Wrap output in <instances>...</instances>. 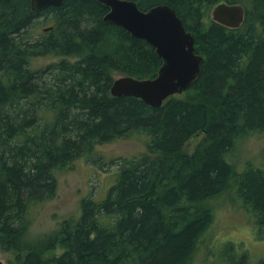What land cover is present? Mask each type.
Returning a JSON list of instances; mask_svg holds the SVG:
<instances>
[{
    "label": "trees",
    "instance_id": "16d2710c",
    "mask_svg": "<svg viewBox=\"0 0 264 264\" xmlns=\"http://www.w3.org/2000/svg\"><path fill=\"white\" fill-rule=\"evenodd\" d=\"M134 1L171 5L194 32L205 59L191 96L153 106L112 95L116 74L154 78L163 59L106 21L101 1L33 10L31 0H0V250L16 254L10 264H194L212 202L229 188L264 237V167L237 173L228 160L240 135L264 133V0ZM224 1L244 5L241 26L206 25L208 8ZM40 57L51 61L38 66ZM133 135L145 136V151L118 159L103 198L86 195L78 213L31 232L58 193L59 169ZM224 245L211 264H252L247 249ZM57 246L64 252L48 255Z\"/></svg>",
    "mask_w": 264,
    "mask_h": 264
},
{
    "label": "rangeland",
    "instance_id": "374dc122",
    "mask_svg": "<svg viewBox=\"0 0 264 264\" xmlns=\"http://www.w3.org/2000/svg\"><path fill=\"white\" fill-rule=\"evenodd\" d=\"M242 2L246 7H250L253 0ZM212 20V8L210 7L204 21L208 25ZM34 61L40 66L51 61V58L40 57L35 58ZM118 76L119 74L115 75V77ZM179 95L191 96L187 91ZM196 141L197 139L194 138L191 144L194 145ZM145 148V136L143 135L120 138L98 145L94 155L78 158L70 165L59 169L58 193L53 199L38 207L31 232L33 234L49 232L59 220L70 214L78 213L80 200L86 195L91 194L103 198L110 187L118 167L117 163L121 161L118 159L132 157L145 151ZM111 159H116L117 162L112 164ZM228 160L234 165L237 173H242L251 166L264 167V133L240 135L228 154ZM212 203L215 210L214 222L203 236L202 243L196 251L194 264H211L217 261L213 248L218 249L217 255L220 258V252L226 248L224 244L228 241L238 244L240 251L247 249L252 264L264 261V237H259L253 213L244 206L236 191L229 188L216 197ZM64 250L63 247L57 246L48 255H60ZM239 250L237 249V252L230 258L237 259L236 254L240 252ZM15 255L12 251L0 250V258L4 264L13 262Z\"/></svg>",
    "mask_w": 264,
    "mask_h": 264
},
{
    "label": "water",
    "instance_id": "95a60500",
    "mask_svg": "<svg viewBox=\"0 0 264 264\" xmlns=\"http://www.w3.org/2000/svg\"><path fill=\"white\" fill-rule=\"evenodd\" d=\"M64 0H31L33 10L60 5ZM109 7L104 19L120 25L133 35L144 38L156 48L163 62L154 78L130 75L115 77L111 85L114 96L131 95L153 106H160L171 95L181 94L201 73L204 55L196 51L195 34L188 30L174 7L158 4L142 10L134 0H99ZM241 3L227 1L212 9L213 20L236 28L245 19ZM0 264L4 261L0 258Z\"/></svg>",
    "mask_w": 264,
    "mask_h": 264
}]
</instances>
